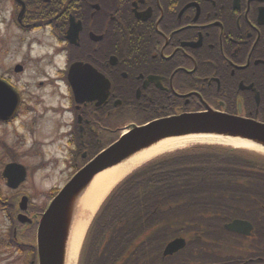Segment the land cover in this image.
Wrapping results in <instances>:
<instances>
[{
    "label": "flooded vegetation",
    "instance_id": "af4514ba",
    "mask_svg": "<svg viewBox=\"0 0 264 264\" xmlns=\"http://www.w3.org/2000/svg\"><path fill=\"white\" fill-rule=\"evenodd\" d=\"M2 51L13 62L0 78L21 97L9 123L69 116L68 149L59 148L68 156L99 152L134 124L206 108L264 122V0H0ZM54 132L55 119L47 138ZM252 223L249 234L198 229L197 244L170 264H264V215Z\"/></svg>",
    "mask_w": 264,
    "mask_h": 264
},
{
    "label": "trees",
    "instance_id": "16d2710c",
    "mask_svg": "<svg viewBox=\"0 0 264 264\" xmlns=\"http://www.w3.org/2000/svg\"><path fill=\"white\" fill-rule=\"evenodd\" d=\"M216 147L164 156L140 167L112 193L95 216L79 264H170L163 249L170 239L228 216L264 215V166L240 152L215 154ZM225 153V154H224ZM221 160V161H220ZM0 205L11 204L0 189ZM0 231V254L28 252L37 264L36 247ZM190 234V245L197 244ZM191 260H198L193 259Z\"/></svg>",
    "mask_w": 264,
    "mask_h": 264
},
{
    "label": "water",
    "instance_id": "95a60500",
    "mask_svg": "<svg viewBox=\"0 0 264 264\" xmlns=\"http://www.w3.org/2000/svg\"><path fill=\"white\" fill-rule=\"evenodd\" d=\"M18 96L11 86L0 80V119H9L16 112ZM191 133H215L253 140L264 145V124L252 119L221 112L185 113L159 119L147 125L135 127L120 140L98 154L81 169L57 194L43 214L38 228L39 264H64L65 243L70 225L69 212L77 194L91 183L94 177L111 168L134 153L145 149L165 137ZM3 175L8 185L17 187L26 177V168L17 163L8 164ZM28 198L21 207L26 209ZM231 230L250 229V223L234 220L226 226ZM184 238H176L165 248L164 254L183 248Z\"/></svg>",
    "mask_w": 264,
    "mask_h": 264
},
{
    "label": "rangeland",
    "instance_id": "374dc122",
    "mask_svg": "<svg viewBox=\"0 0 264 264\" xmlns=\"http://www.w3.org/2000/svg\"><path fill=\"white\" fill-rule=\"evenodd\" d=\"M11 61L12 60L5 51L0 53V68L2 69L0 70V74L7 73L6 68L8 67V64L13 62ZM23 76L27 78L26 81H31V85L28 88L34 92H37L38 90L33 85L34 80L30 77L29 72L24 73ZM34 100L38 105L45 104V102L41 100L40 97H35ZM35 114L36 115L34 117L33 115H29L27 117L24 116L22 120H17L14 123H0V175L6 163L9 162V159L5 158L6 148L8 147L15 152L19 150L18 153L20 155L18 161L28 166L30 172L27 182L17 190H9V187H7L2 180V176H0V189L4 197L8 198L9 203H11L16 198L18 193H27L30 199H32V202H34V205L39 208L38 212L40 213L41 210L47 207L49 204L52 193L66 183V181L73 174L74 169L73 167L70 168L71 161L70 158L67 159L68 152L65 153L63 149H68V145L66 144L65 140H63V134H65V125L69 124L70 117L65 114H55V116H40V113ZM130 118H133V116L131 115ZM54 119L57 123V133L54 132L55 134L47 138V136L52 133V120ZM124 120V118L121 120L119 119L118 121L112 120L110 122V126L113 128L118 127L125 123ZM131 120L134 119H129L127 122ZM61 127L63 128L60 129ZM118 136L119 135L114 132L112 137L110 136V141L118 138ZM106 141H108V139ZM204 143L216 147L215 154L218 155L222 154L223 152L228 153L232 150L235 151L233 145L218 142H193L188 146ZM61 146L63 148L62 150H59ZM237 149H240L237 152H246L243 154H249L248 156L241 157L242 159L246 158L249 160L252 159V157L254 159L259 158L258 160L260 161L261 166H264L263 152L244 147H238ZM5 210L6 212L2 210V206L0 205V231L3 233L7 232V237L9 238V231L14 226L11 224L10 218L7 214H13L11 212L12 207H6ZM16 214L17 211H15V215ZM24 229L25 228H22L18 232L22 237V240L20 238H18V240L24 241L22 243L36 244V229L34 228V235L30 236V238L25 235V232H23ZM30 232L28 233L30 234ZM28 233L26 234L28 235ZM85 236H83L82 243ZM15 238L17 239V237ZM81 247L79 255L81 252ZM79 255L77 263L79 261ZM29 258L30 255L28 252H20L15 249L10 255L7 253L0 254V264H27Z\"/></svg>",
    "mask_w": 264,
    "mask_h": 264
},
{
    "label": "bare ground",
    "instance_id": "6f19581e",
    "mask_svg": "<svg viewBox=\"0 0 264 264\" xmlns=\"http://www.w3.org/2000/svg\"><path fill=\"white\" fill-rule=\"evenodd\" d=\"M193 142L225 143L264 153V145L262 144L240 137L220 134H190L169 137L134 153L120 164L97 174L91 183L86 185L75 197L71 204V212H69L70 225L65 243L64 264H77L82 239L92 216L89 214H94L104 197L118 181L135 167L152 157L167 151L186 147ZM86 217L88 220H86Z\"/></svg>",
    "mask_w": 264,
    "mask_h": 264
}]
</instances>
